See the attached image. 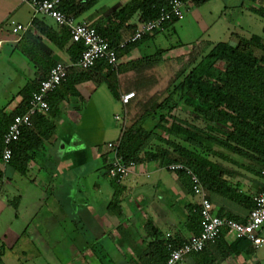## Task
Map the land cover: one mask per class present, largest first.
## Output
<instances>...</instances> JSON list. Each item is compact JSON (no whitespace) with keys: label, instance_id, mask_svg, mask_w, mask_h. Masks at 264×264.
Here are the masks:
<instances>
[{"label":"crops","instance_id":"crops-1","mask_svg":"<svg viewBox=\"0 0 264 264\" xmlns=\"http://www.w3.org/2000/svg\"><path fill=\"white\" fill-rule=\"evenodd\" d=\"M85 1L87 0H75V3ZM127 1L112 2L102 13V9L95 8L98 0H93L89 7L80 8L77 19L105 26L108 24L106 15L109 10L116 4L122 5ZM219 2L222 6L219 19L224 22V31L216 29L222 32L220 40L212 38L199 43L198 40H179L181 45L190 47L178 53L177 47L166 45L167 47L155 48L153 53L147 54L146 51L152 50L157 46L156 42L162 39L159 35L163 34L165 38L166 32L171 31L166 29L162 33L145 37L138 46L123 55L120 62H132L154 54L157 49H163L162 61L151 69L152 72L147 70V73H141L147 77L151 74L157 79L163 75L161 67L170 63L177 65L174 77L179 65L195 56L200 45H204L206 51L218 42L234 47L241 39L257 35L264 47V16L255 12L264 9V0ZM188 13L192 17L197 12ZM216 22L213 20L212 25ZM13 23L26 26V31L13 33ZM121 25L119 33L126 36L137 25V18L126 20ZM253 28L258 32L255 33ZM60 29L50 17L35 14L28 3L21 0H0V68L4 70L3 73H6L8 62L11 61L14 71L16 65L13 61L18 60L20 67L33 73L26 83H33L46 76L56 63L72 66L67 53L69 43L65 44L58 38L59 46L52 39L54 32ZM192 43L196 44L193 46ZM253 56L260 62L264 57V48L253 47ZM51 63L55 64L49 69ZM260 64L264 66L263 63ZM131 65L128 63V69L126 72L122 71L119 78L134 75L135 70L133 72L129 68ZM225 65L223 60L217 62L216 67L222 72ZM85 84L90 83L76 85L80 94L77 99L71 98L59 104L57 118L45 116L55 123V132L48 140L43 141V148L35 149L36 153L28 163L27 173L20 174L0 164V169L5 170L0 179V264H157L163 255L161 243L157 242H164L166 235L170 234L172 240L181 243L195 235L199 228L193 215L198 206V196L184 184L179 173L167 170L159 161L136 164L128 176L121 180H115L107 174L106 162L112 158L107 143L119 138L121 128L110 138H106L108 135L103 132L96 142H87L78 133L82 114L86 112L97 90V87ZM141 91L131 88L121 92H134V97L136 96L128 105L118 101L123 107L121 127L132 123L138 115L139 108L135 104L141 97ZM20 99L17 93L15 98L7 101L0 108V118L9 116L19 105ZM79 99L86 101L82 114L78 112V105L82 103ZM172 114L176 119L191 125L192 132L201 135L203 139L210 136L222 141L231 130L223 124L195 118L190 108L182 102ZM115 115L118 114L115 113L113 117ZM36 124L37 117L33 119L32 127L36 128ZM40 130L42 127H37L36 133ZM107 131L110 133L112 129ZM157 134L168 137L160 130ZM247 134L253 137L254 130L247 131ZM181 139L182 136H178V140ZM211 144L209 152L203 153L204 156L216 164L222 177L227 179L232 188L241 190L249 198L236 202L207 190L213 212L244 221L250 209V198L262 187L259 175L262 163L258 159L260 154H253L251 149L246 148L234 151L223 142L214 141ZM148 146L147 151H155V147L160 149L162 143L152 141ZM170 152L174 156L178 154L174 148ZM15 176L19 178L14 182L10 181ZM262 234L264 235V228ZM233 241L234 239L226 236L217 243L209 244L200 253L187 255L180 264H264V247L252 250L247 248L235 254L230 252Z\"/></svg>","mask_w":264,"mask_h":264},{"label":"trees","instance_id":"trees-1","mask_svg":"<svg viewBox=\"0 0 264 264\" xmlns=\"http://www.w3.org/2000/svg\"><path fill=\"white\" fill-rule=\"evenodd\" d=\"M168 1L128 0L122 5L116 4L109 10L106 15L107 25L101 26L95 22L89 23L103 37L108 39L112 46L116 47L118 63L113 66L107 63L106 60L99 59L88 69H78L73 65L66 67L64 80L48 96L49 110L35 116L37 117L36 125H38L36 128L23 129L18 140L12 146L10 160L4 163L2 160L4 133L12 118L26 111L32 92L38 88L39 82L46 76L39 78L36 82H29L22 87L18 92L21 97L19 105L9 116L0 118V164L16 170L20 174L27 173L28 163L34 157L35 149L43 148V141L48 140L55 132V123L46 119L45 116L57 118L61 102L69 101L71 98L77 99L80 96L76 89L77 84L83 82L103 83L116 101H120L123 90L132 88L142 90V95L144 93L139 98L138 103L135 104L139 108L138 115L132 123L122 125L120 136L117 139L119 141L118 153L125 162L139 164L143 161L157 160L164 166L170 163H183L198 175L206 191H213L236 202L249 199L241 190L232 188L227 179L222 177L216 164L207 159L203 153L209 152L211 142H223L234 151L238 148H246L251 149L250 151L253 154L254 152L259 153L258 159L262 163L261 166L264 165V66L260 64V62L264 64V57L258 62L253 56V47L264 48L260 36L253 35L247 39L243 38L234 47L225 42H218L211 45L206 51L205 46L200 45L198 51L201 52L199 53L196 50L195 56L187 59L181 66L179 65L174 78L163 89V92L167 94L159 100L160 94L156 95L155 92V95H152L147 92L146 79L151 74L147 77L141 75V73H147V70L152 72L151 69L162 61L163 49H157L154 54L146 55L132 62H120L123 55L138 46L149 35L136 42H130L123 47H119L120 42L125 37L119 32L122 28L121 24L131 18L136 17L137 23L140 20L154 19L159 15L160 8L166 5ZM182 1L190 2L198 7L209 0ZM92 3L93 0H87L83 3H75V0H61L60 7L64 13L77 19L80 8H87ZM255 12L264 16V9H258ZM178 21L177 19L166 21L163 30L154 33H162L166 29L173 30L174 24ZM54 35L52 39L59 46H61L59 39L65 44L69 43L67 53L70 62L75 63L80 58L81 43L72 42L68 30L63 27L57 30L56 33L54 32ZM198 56L200 57L197 58ZM223 60L226 65L224 71L221 72L217 69L216 64ZM128 63L129 65L132 64L129 68L133 72L135 70L134 75L123 79L122 77L119 78L120 73L128 69ZM51 64L49 69L55 63ZM131 82L138 85V88L132 87ZM131 100L124 105H128ZM180 102L190 108L195 118L230 127L231 130L228 132L227 138L222 141L210 138V136L203 139L201 135L192 132L191 125L176 119L172 114ZM37 127H42V130L36 133ZM195 129L199 130L198 127H195ZM158 130L165 132L168 137L164 138L158 135ZM250 130H254L253 137H249L247 134V131ZM178 136H182V139L178 140ZM152 141L162 143V147L160 149L155 147V151H147L148 145ZM172 148L178 153L177 156L171 154ZM110 161L106 162L108 163L107 170L110 167ZM4 173L5 170L0 169V179H2ZM177 173L191 190L189 176L183 170H178ZM250 199L251 208L253 197ZM193 215L196 217L197 226L199 227L196 231L197 234L200 231L199 206H197ZM220 240L222 238L215 243ZM168 241L174 244L182 243L170 239L157 242V244L161 243V254H163L157 264H163L168 256ZM247 248L249 250L253 249L246 238H236L231 244L230 252L237 254L241 252L240 250L244 251Z\"/></svg>","mask_w":264,"mask_h":264},{"label":"built area","instance_id":"built-area-1","mask_svg":"<svg viewBox=\"0 0 264 264\" xmlns=\"http://www.w3.org/2000/svg\"><path fill=\"white\" fill-rule=\"evenodd\" d=\"M28 3L35 14L50 17L59 27L66 28L70 34L72 42H79L82 45L80 58L73 63L78 69H88L99 59H104L110 65L118 63L116 47L112 46L108 39L103 37L93 26L85 21H78L64 13L61 9V0H21ZM190 2L182 0H169L166 5L160 8L157 17L150 20H140L136 28L126 35L120 42L119 47H123L130 42H136L146 35H151L156 31H162L164 23L173 19L182 20L187 12ZM27 27L21 24H12L13 33H23ZM66 76V66L56 63L51 68L44 79L39 82L38 88L32 92L28 107L22 114L15 115L8 125L3 136L2 160L8 162L12 155V146L18 140L21 132L25 128L33 126V119L38 114L49 110L48 96L57 88ZM134 92L121 94L120 102L127 104L134 97ZM116 120L121 117L115 115ZM119 141H110L107 147L112 152L110 167L107 174L115 179L121 180L128 176L131 169L136 165L132 162H125L118 153ZM169 171L177 172L183 170L191 181V190L198 196V206L200 215V231L190 236L181 244H174L168 241V256L163 264H180L189 254L201 252L207 245L215 243L226 236L232 239L246 238L253 249L264 246V165L260 167L262 187L260 192L253 196V206L249 209L244 221H239L227 216H219L213 212L207 191L200 181L198 175L183 163H170L166 166ZM167 239L170 234H167Z\"/></svg>","mask_w":264,"mask_h":264},{"label":"rangeland","instance_id":"rangeland-1","mask_svg":"<svg viewBox=\"0 0 264 264\" xmlns=\"http://www.w3.org/2000/svg\"><path fill=\"white\" fill-rule=\"evenodd\" d=\"M115 1L119 0H98L97 6H95V8L102 9L101 12L104 13L108 9V7L111 6L112 2ZM191 6L192 7L190 8V6L188 5L189 11L187 10L184 19L180 22L175 23V31H167L165 38L163 34L159 35V38L162 39L156 42L157 46L152 50H147V54L153 53L155 51V48L159 47H177L176 50L178 53L184 52L186 49H188V47H190L188 45H181V43H179V40L182 42L198 40L197 43L212 38H217V40H220L219 38L222 37V32H219L216 29L224 31L222 27L224 25V22L222 23L223 20L220 21L219 19L222 8L219 0H211L210 2H206L198 7L194 6L193 4ZM190 11H193V13H197L193 14L191 17L190 13H188ZM213 20H215V22L217 20L215 25H212ZM255 28H253L252 30L257 33L258 30H254ZM193 44L194 43H192V45ZM192 45L191 47L194 46ZM15 55L17 57L18 53L16 52ZM26 62L28 63V61ZM8 63L9 66H7L6 68V73H3L4 70L0 68V108L4 104H6L7 101L12 100V98L16 97V94L22 87L27 84L26 82L29 81L30 77H32L33 74L28 73L31 72V70L28 71L26 68L20 67L18 60L13 61V63L16 65L14 71L12 68L14 67L12 61ZM22 63L24 64V60H22ZM176 67L177 65L173 63L165 64L161 67L163 73L161 77L156 79V77L149 76L146 79L147 92L151 93L152 95H155V92L157 93L156 95L160 94L159 100H161L167 94L166 92H163V89L174 78L173 72ZM89 83V85H85L97 87V90L92 96V102H90L88 108H86L85 110L86 112L83 114L82 111L84 110L83 108L86 105V101L79 99L82 101V103L78 105V112L82 114V120L79 123L80 128L78 130V133L82 134L87 142L98 141L103 135V132L104 135H108L106 136V138H110V136L114 137L118 129L121 128L120 125L123 120V107L111 96L105 84H95L92 82ZM131 86L134 88H138V85H134V82H131ZM143 95L141 94V97ZM133 98H136V96ZM115 113H117L121 117L119 120H116L113 117ZM109 128L112 129L110 133L109 131H107V129ZM17 178L19 177L15 176L13 178H10V181L14 182Z\"/></svg>","mask_w":264,"mask_h":264}]
</instances>
